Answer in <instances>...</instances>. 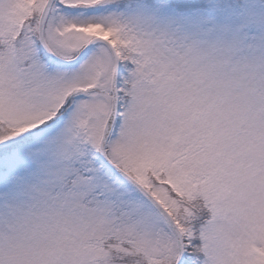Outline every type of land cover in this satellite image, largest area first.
Segmentation results:
<instances>
[{
  "label": "snow or ice",
  "instance_id": "6c2138e0",
  "mask_svg": "<svg viewBox=\"0 0 264 264\" xmlns=\"http://www.w3.org/2000/svg\"><path fill=\"white\" fill-rule=\"evenodd\" d=\"M0 264H264V0H0Z\"/></svg>",
  "mask_w": 264,
  "mask_h": 264
}]
</instances>
